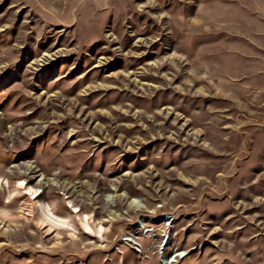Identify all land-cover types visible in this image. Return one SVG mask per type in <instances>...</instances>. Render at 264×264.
I'll return each mask as SVG.
<instances>
[{"label": "rangeland", "instance_id": "rangeland-1", "mask_svg": "<svg viewBox=\"0 0 264 264\" xmlns=\"http://www.w3.org/2000/svg\"><path fill=\"white\" fill-rule=\"evenodd\" d=\"M176 249L264 264V0H0V264Z\"/></svg>", "mask_w": 264, "mask_h": 264}, {"label": "bare ground", "instance_id": "bare-ground-1", "mask_svg": "<svg viewBox=\"0 0 264 264\" xmlns=\"http://www.w3.org/2000/svg\"><path fill=\"white\" fill-rule=\"evenodd\" d=\"M6 183H8V181H6ZM20 184H27L25 181H23V180H21L20 181ZM30 188V187H29ZM114 191H116V193H108V194H106V200L108 201V202H110V203H112V201L114 200V198L116 197V196H124L125 198H128L129 196L128 195H126L125 193H123V192H120L119 190H114ZM139 199H136V198H133L132 200H131V204H133V203H135V204H137V205H139ZM43 209H44V211H43V215L44 216H47V218H48V222H49V224L50 225H52V226H60V225H62V224H65L64 223V220L62 219V218H60L59 216H57L56 214H55V212L52 210V208H50L48 205H45L44 207H43ZM74 212L75 213H77L78 215H79V217H81L80 218V220H81V222H82V225H83V227L85 228V231H87V232H89V233H92V234H94L95 236H97V237H99V238H103L104 237V233H105V231H106V226L103 224V223H101L100 221L99 222H97L96 223V225L93 227L92 225H91V221H90V216L88 215V214H85V215H80V212H81V209H79V208H77V207H75L74 208ZM169 218H171L170 216H169ZM153 223H159L160 221H158V220H151ZM138 225H140V226H142L143 225V223L141 224V221H139L138 222ZM166 225V224H165ZM167 228H169L170 229V226L169 227H165V231L167 232ZM146 231H148V229H145L144 230V232H146ZM157 246H159V245H157ZM162 248V247H161ZM160 248V249H161ZM183 254H187V252L185 251V252H179V249H176V251H175V253L174 254H172V255H170V256H168V259H167V262H169L170 264H179L180 263V260L179 259H177L179 256H183ZM189 254V253H188ZM173 262H175V263H173Z\"/></svg>", "mask_w": 264, "mask_h": 264}, {"label": "built area", "instance_id": "built-area-1", "mask_svg": "<svg viewBox=\"0 0 264 264\" xmlns=\"http://www.w3.org/2000/svg\"><path fill=\"white\" fill-rule=\"evenodd\" d=\"M171 218H169V216H166L165 218H164V223L166 224L165 225V227H169L171 224H172V222H173V220L175 219L174 218V216H170ZM146 227H149V229H148V231H146L145 233H151V232H153V231H155V229H156V227L154 226V224L152 223V224H149V223H146L145 222V224H143L142 226H140V228H144V230L146 229ZM168 232H170L169 230V228H167L166 229ZM144 232V231H143ZM157 232V231H156ZM164 234H162L161 236H162V241H163V249H164V247L167 245V240L169 239V236L166 234L167 232L164 230ZM156 234V233H155ZM139 249V248H138Z\"/></svg>", "mask_w": 264, "mask_h": 264}]
</instances>
